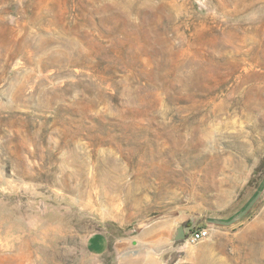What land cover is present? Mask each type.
<instances>
[{"label":"rangeland","instance_id":"374dc122","mask_svg":"<svg viewBox=\"0 0 264 264\" xmlns=\"http://www.w3.org/2000/svg\"><path fill=\"white\" fill-rule=\"evenodd\" d=\"M0 264H264V0H0Z\"/></svg>","mask_w":264,"mask_h":264},{"label":"crops","instance_id":"0c3cea01","mask_svg":"<svg viewBox=\"0 0 264 264\" xmlns=\"http://www.w3.org/2000/svg\"><path fill=\"white\" fill-rule=\"evenodd\" d=\"M91 249L100 255H103L106 251V242L103 237H96L90 244Z\"/></svg>","mask_w":264,"mask_h":264},{"label":"built area","instance_id":"2783aa9c","mask_svg":"<svg viewBox=\"0 0 264 264\" xmlns=\"http://www.w3.org/2000/svg\"><path fill=\"white\" fill-rule=\"evenodd\" d=\"M208 231L205 229H199L197 231H194L190 234V242L192 243H198L207 238L208 236Z\"/></svg>","mask_w":264,"mask_h":264}]
</instances>
